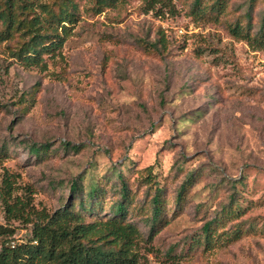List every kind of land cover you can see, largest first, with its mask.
<instances>
[{
    "label": "rangeland",
    "instance_id": "rangeland-1",
    "mask_svg": "<svg viewBox=\"0 0 264 264\" xmlns=\"http://www.w3.org/2000/svg\"><path fill=\"white\" fill-rule=\"evenodd\" d=\"M98 1H76L75 35L46 69L21 66L0 44V184L14 174L18 194L52 213L68 201L73 180L87 191L97 183L108 217L122 173L134 199L128 219L147 238L151 210L139 208L152 169L168 212L141 244L143 264H264V51L229 29L249 0H234L216 22L192 16V0H172L176 14L161 16L143 0ZM263 11L261 1L254 32ZM159 32L167 41L160 55L142 43ZM43 143L49 155L31 152ZM188 176L180 209L175 195ZM232 202L238 221L227 218ZM213 221L206 247L204 226ZM237 222L249 230L233 240ZM0 224L7 225L2 211ZM8 225L14 244L29 239L30 225Z\"/></svg>",
    "mask_w": 264,
    "mask_h": 264
},
{
    "label": "trees",
    "instance_id": "trees-1",
    "mask_svg": "<svg viewBox=\"0 0 264 264\" xmlns=\"http://www.w3.org/2000/svg\"><path fill=\"white\" fill-rule=\"evenodd\" d=\"M76 1L0 0V44H8L11 58L21 66L46 69L48 60L61 57L65 43L75 35L80 19ZM114 1L98 2L112 5ZM143 1L147 12L155 11L161 16L167 10L172 15L176 14L172 0ZM261 1L264 0H249L246 12L229 29L233 38L248 42L255 50L264 51V13L258 30L254 32V12ZM232 2L234 0H192L191 14L216 22L229 14ZM158 36L157 41L142 43L148 51L160 55L165 52L167 41L163 32ZM65 145L74 147L69 143ZM50 146L48 143L32 144L30 150L43 157L51 153ZM146 178L148 191L145 203L137 209L141 215L150 207L147 238L140 227L128 219L134 199L122 173L119 175L120 187L115 194L119 198L109 208L107 217L105 211L100 212L106 208V203L102 202L105 191L97 183L91 184L87 191L81 181L73 180L68 201L50 213L36 208L30 195H19L16 176L6 172L0 184V211L7 222V225L0 224V264H143L146 257L141 253V244L152 241L168 212L166 191L157 182V174L150 169ZM191 183L188 176L175 195L180 209L186 202ZM236 203H230L225 210L229 214L227 218L238 221L240 213ZM11 221L31 226L29 239L15 243L13 247L16 229L8 225ZM216 222L204 226L206 247L213 241L215 228L212 226ZM233 226L229 232L233 240L249 230L245 223L237 222Z\"/></svg>",
    "mask_w": 264,
    "mask_h": 264
},
{
    "label": "built area",
    "instance_id": "built-area-1",
    "mask_svg": "<svg viewBox=\"0 0 264 264\" xmlns=\"http://www.w3.org/2000/svg\"><path fill=\"white\" fill-rule=\"evenodd\" d=\"M14 246V243H12V247Z\"/></svg>",
    "mask_w": 264,
    "mask_h": 264
}]
</instances>
